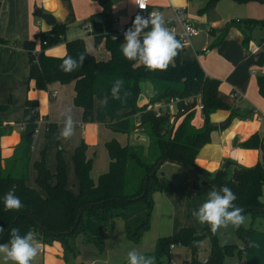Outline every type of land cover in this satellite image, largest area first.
<instances>
[{
    "label": "trees",
    "instance_id": "trees-1",
    "mask_svg": "<svg viewBox=\"0 0 264 264\" xmlns=\"http://www.w3.org/2000/svg\"><path fill=\"white\" fill-rule=\"evenodd\" d=\"M97 1L103 6L104 23L101 27L98 23L94 26L95 44L98 46L105 40L109 58L98 59L88 51L82 38L67 41L68 27L56 23L50 31L40 33L41 46L36 55V42L25 43L30 57L29 82L33 85H29V90L47 91L54 83L73 84L74 104L82 109L84 124L97 121L125 135L142 129L149 136L150 145L146 151L142 145H122L117 139L107 142L110 166L96 182L91 176L93 158L87 155L89 145L82 141L74 154L75 171L80 182L79 194L68 187L67 164L60 148L55 174L44 158L35 163L37 181L47 189V195L42 196L28 185L35 134L42 119L38 110L39 101L28 97L20 121L24 130L13 155L4 159L0 145V227L5 229L0 234V244L10 240L9 232L13 228L19 229L21 235L31 230L43 244L60 242L64 259L70 261L80 254L76 245L78 236H82L83 245L94 244L104 249L106 232L115 227V220L119 218L125 222L127 238L135 244L141 243L150 229L155 206L153 196L163 191L161 168L155 172L162 160L191 171L195 191H199L202 183L216 188L229 187L237 197L234 204L244 209L243 214L250 212L253 220H264V210H259L264 209V137L255 134L244 142H235V146L262 151V159L254 167H242L232 160H226L223 168L215 173L200 167L196 162L197 156L211 142L212 132L216 129L211 115L224 109L231 110V118L242 116L221 98V81L209 77L198 59H187L184 56L185 45L177 37L184 46L166 71H149L135 61H128L122 54L121 45L124 43V32L132 26L135 17L122 31H117L112 25V0ZM217 1L210 0V4ZM1 5L2 0L0 11ZM205 10L199 13L202 15ZM139 15L147 16L148 12L141 11ZM232 23H236L242 32V45L246 49L253 40L255 29H264V20L247 19ZM115 32L121 34L118 40L112 38ZM210 33L213 41L207 50L215 49L225 41L228 28L212 29ZM63 41H66L67 55L78 58L80 53L86 54L82 68L70 73L62 72L59 68L61 57L46 54L47 49ZM256 64H264V52L260 53ZM116 79L124 82L120 100L113 99L111 94ZM148 82L152 84L154 94L148 103L140 104L142 84ZM259 85L264 95V76L259 78ZM97 100L103 103L96 112ZM172 105L176 109L173 112ZM200 105H203L204 123L196 127L194 120ZM3 109H9V105L0 106V110ZM8 128L0 122V139L11 133ZM57 131L56 123H47L48 147ZM31 132L33 136H30ZM52 179H56L55 185L51 184ZM10 189L15 190L24 205L19 211L4 208L3 197ZM236 232L242 247L221 244L218 232L213 234L208 225L203 230L182 227L172 235L160 237L154 252L145 255L154 256L156 264H170L172 249L183 246L190 251V257L182 264H225V260L236 253L239 264H264V232L243 225ZM207 239L210 243L208 257L206 261H201V245Z\"/></svg>",
    "mask_w": 264,
    "mask_h": 264
},
{
    "label": "crops",
    "instance_id": "crops-1",
    "mask_svg": "<svg viewBox=\"0 0 264 264\" xmlns=\"http://www.w3.org/2000/svg\"><path fill=\"white\" fill-rule=\"evenodd\" d=\"M191 1L192 0H150L149 8L161 12L166 22L165 26L168 28L170 26H176L181 30L177 21L178 10H181L186 19L200 28L201 24L209 25L208 29L201 28V31L204 30L207 32V38L198 42L197 40L201 33L197 37L192 38L190 42L185 45L186 51L184 56L187 59H198L209 77L221 81V98L242 115L240 117L231 118V110L224 109H220L211 115V121L216 129L212 132L211 142L206 144L200 150L196 162L200 167L206 169L210 173H215L221 170L226 160H232L242 167H254L261 161L263 155L262 151L259 149L241 148L235 146V142H244L255 134L264 137V117H258L261 112H264V95L262 94L259 85V78L264 76V64H256L260 53L264 52V41H262L264 37V29H255L253 40L251 41L249 48L246 49L242 45L243 34L235 25L236 23H232L233 21H231L226 26H222L225 20L229 21V17H221L217 15V19L213 20L211 17L201 16L200 21H194L193 19L188 18V10ZM36 9L42 10L43 13L53 15L56 23L68 27L66 35L67 41L76 38H82L85 42L92 41L94 49L92 50L86 44L88 51L98 59L106 60L109 58L110 53L106 49L105 40L97 46L95 44L94 34V26L98 23L101 27L104 23L103 6L97 0H2L0 11V95L3 93L5 102L7 97L11 96L8 104L10 105L11 102L14 104L15 96L14 90L12 89L17 88L18 86L19 103L17 104L15 102V105L17 104L19 109L23 104L22 99L25 100L24 103H26L28 97L39 101L38 110L42 116L39 126L41 122H53L58 126V131L54 135L50 146H53L52 144L56 141L55 137L59 136L60 130L63 127L64 114L70 109L75 123V135L72 137V141L68 145L59 139V146L62 150L65 148L69 154H71L74 149V144H78L79 146L82 141L88 144L89 149L87 155L88 158H93L94 162L91 176L97 182L99 178L95 179V177L98 173L94 172L95 159L97 158V151H95L96 145L103 142L104 148L106 149L107 142L112 139H117L122 145H144L146 147L149 145L150 139L148 135L143 133L142 129H138L131 135H125L113 132L105 124L97 121L90 124H84L82 121L83 111L74 104L75 90L73 84L62 85L54 83L50 85L47 91L29 90V85H32L29 82L30 57L28 50L25 48V43L26 41H34L36 42V49H39L41 46L39 38L40 33L50 31L54 26L49 24L46 19L35 16ZM165 11L170 14H166ZM140 12L141 11L137 9L136 4L133 3V0H117V2H113V28L117 31H122L125 26L132 21L133 17ZM224 28H228V35L225 41L219 47L207 50L213 41V37L212 41L210 40V30ZM198 45L201 47H198ZM199 48H204L205 50L200 51ZM66 53V41L54 45L46 51V54L55 57H63ZM9 81L13 84L10 88ZM234 92L238 94V98L236 99L231 97ZM54 93H56L55 97L53 96ZM0 102H2V99H0ZM102 103L103 102L101 101L100 104L102 105ZM174 106L175 105L171 106L172 112ZM95 109L98 110L99 108L97 109L95 105ZM23 116L21 120L23 119ZM21 120L17 121L19 124L16 128L13 122L10 121L4 123L0 119L3 126H7L9 127L8 129H11L9 135L0 139L4 159L13 155L15 147L21 141L23 131L21 130V127L23 126L20 123ZM203 123V115L199 109L194 120V125L196 127H201ZM105 151H107V149ZM106 155V158L103 156L100 166L102 172H107L110 166L108 152H106ZM63 158H65L67 173L70 176L75 173L74 159L72 160L70 157L69 159H66V157ZM37 161L40 160L37 159ZM37 161H35V163ZM33 164L34 159L32 155L29 166V176ZM47 165L53 174L57 172L54 163H47ZM160 170L162 171L160 180L163 185V191L156 192L153 196L155 206L151 217L152 226L146 233H150L153 228V223L154 226H157L156 223H158L159 219L157 215L159 208L164 204L163 201H165V197L167 201H169V198H175L176 201L180 202L181 194L186 192L192 194L194 191V177L185 167L167 161L161 166ZM165 170H171L175 175L166 178ZM55 181L56 179H52L51 184H55ZM75 193L78 194L76 191ZM41 195L45 196L43 194ZM194 225L197 226L196 224ZM186 226L187 225H180L179 228L181 229ZM191 227L194 226L192 225ZM114 229H116V224L112 230L106 232L105 240L107 241V252L102 255L98 254V264H126L127 253L132 248H135L144 255L151 254L155 250L158 239L164 237L163 235L158 234L151 237L146 236L141 243L140 248H137V246H133L136 245L135 243L129 244L127 242V240H130L127 238L126 229L125 233L122 234L124 229L123 224H120L119 228L121 229V233ZM173 229H175V227H173ZM167 232H169L168 234L170 235L174 234L170 231ZM168 234L165 236H169ZM35 239L37 243L41 244L43 247L40 251L44 254L42 264L65 263L54 258L55 254H51L52 251L50 250L54 249L53 247H55L57 242L53 245H47L43 244L39 239ZM114 244V250L117 248L119 254L114 257V260H112L111 246ZM118 245L120 248L117 247ZM46 250L48 253L45 252ZM60 250L61 251L57 252L56 255L64 259L62 244ZM207 257L208 255L203 261H206ZM63 261L66 260L64 259ZM91 264H95V262Z\"/></svg>",
    "mask_w": 264,
    "mask_h": 264
},
{
    "label": "rangeland",
    "instance_id": "rangeland-1",
    "mask_svg": "<svg viewBox=\"0 0 264 264\" xmlns=\"http://www.w3.org/2000/svg\"><path fill=\"white\" fill-rule=\"evenodd\" d=\"M204 8H206V10L204 11V14L201 15L199 12ZM165 13L170 14V13H167V11H165ZM217 15H219L221 17H224V16L229 17V21L225 20L223 22L222 26H226L231 21L247 20V19L264 20V2L250 1L248 3H238L234 0H219L215 3L210 4V0H192L190 3V8L188 10V18L193 19L194 21H197V20L200 21L201 16L211 17V19L215 20L218 17ZM209 35L211 37L210 40L212 41V35L211 34H209ZM207 36H208L207 32L202 30L201 35L197 41L200 42L201 40L206 39ZM86 44L92 50L94 49V45L92 44V41H87ZM198 47H201V46L198 45ZM199 49H200V51L205 50L204 48H199ZM12 85L13 84L9 81V88ZM142 87H143V93H142L141 98H140V104H146L149 102V99L153 96L154 90H153L152 84L149 82L143 83ZM0 88H1V85H0ZM12 90H14L15 102L18 104L19 103V94H18L19 87L17 86V88H14ZM27 90H28V88H27ZM0 99H2V102H0L2 104H0V105L1 106H7V105H9L8 102L11 99V96H8L7 100L5 102L4 101V95L2 93L0 95ZM22 101H23V104H22L20 109L17 106V104L15 105V102H14V104H13V102H11V104L9 105V109L0 110V119L4 123H8L10 121L13 122L14 126L17 128V126L19 124L17 121L21 120V118L23 116V110L25 109V103H24L25 100L22 99ZM100 102H101L100 100L96 101L97 109L101 107ZM98 110H96V112ZM175 110L176 109L174 106L173 111H175ZM88 124H90V123H88ZM46 130H47V123L41 122L39 128L37 129V133L35 134L33 153H32L33 159H34V164L32 167V171L30 172L29 181H28V185L30 187L38 189V191L45 196L47 195V189L37 181V170L34 166L35 161H37V159L42 160L44 158L48 164L54 163L55 167L57 168L58 167L57 155L60 152L59 150L61 148L59 146V143H58V140H59L58 136L55 137L56 141H54V143L52 144L53 146L48 147V145L50 143V139L47 136ZM60 140L64 141L62 139H60ZM71 141H72V138L70 140L64 141V142L68 145V144H70ZM149 145H150V143H149ZM149 145H147L146 147L143 145L144 149H146V151H147V148ZM77 146H78V144L77 145L74 144V149L71 152V154H69V152L64 148V150L62 152L63 157H66V159H69V157H70L73 160L74 159L73 154H75L74 151H76ZM105 150L106 149L104 148L103 142L96 145L95 151H97L96 152L97 158L95 159L94 172L98 173V174L95 177V179H98L102 174L106 173V172H102L101 167H100L101 163H102L103 156L105 158L107 156L106 155L107 151H105ZM161 175H162V171H160V176ZM173 175H175V174L173 171L171 172V170L165 172L166 178H170ZM68 183H69L70 189L73 192L76 191L78 194L80 193V182H79L76 171L72 175H70V176L68 175ZM55 184H56V181H55ZM55 184H53V185H55ZM211 188L212 187L209 184L202 183L200 185L199 191L196 192L194 190L192 192V194H188L187 192L184 194H181V197H180L181 201L180 202L176 201L175 198H173V199L169 198V201H167V199L165 197V201H163L164 204L162 207L159 208V212L157 215V217L159 218L158 223H156L157 226L156 225L154 226V223H153L152 230L150 231V233L148 232L144 235L143 240L146 236L151 237L155 234L165 236L169 233L167 231H170L171 233H176L179 231L180 225H183V226H185V225L192 226L193 225L198 230H203L206 227V224L199 223V221L195 217H193L192 212L194 210H196L206 200V195ZM194 194H196V195H194ZM244 215L246 217V222L243 225L245 228L253 227L254 229H256L258 231L264 232V220H262L260 218L253 220V215L250 212L245 213ZM155 220H156V217H155ZM115 224H116V229H114V230H118L117 232H120V233H121V229H119L120 224H123L124 229H123L122 234H124L125 233V222H124V220L123 219H116ZM194 224H196L197 226H195ZM151 226L152 225H150V228H151ZM173 227H175V229H173ZM109 230H112V229H109ZM163 233H165V234H163ZM148 234H150V235H148ZM168 235H170V234H168ZM218 237H219L220 243L223 245L234 244V245H237L238 247H242V241L238 237L236 229L231 227V226H229L226 229L218 230ZM143 240L141 241V243L143 242ZM225 241H227V243H225ZM127 242L129 244L133 243V242H130L128 240H127ZM106 243H107V241L105 240L104 241V245H105L104 249H100L99 247L95 246L94 244L83 245L82 236L80 235L76 239V245L80 250V254L77 256V258H73L67 262L63 261L64 259L62 257H59L56 255L57 252L61 251L60 250L61 243L57 242L55 244V247H53L54 249H52L50 251H52L51 252L52 255L55 254L54 258H57L59 261L65 262L63 264H91L93 262H95V264H98V261H99L98 260V254L102 255L105 252H107L106 251L107 250ZM141 243L133 245V246H137V248H140ZM115 244L111 246L112 260H114V257L118 256V254H119V251L117 248L114 250ZM117 247L120 248L119 245ZM209 249H210V243H209V240L207 239L201 245V251L199 254V258L201 261H203L204 258L208 255ZM40 251L41 250H39L38 256L33 261V264H42L44 254H43V252H40ZM45 252L48 253L47 250ZM189 257H190V251L188 250V248L183 247V246H176L172 249L170 264H182L183 261ZM239 260L240 259L236 253L234 256L227 258L225 260V264H239V262H240ZM0 264H3L2 258H0ZM126 264H127V262H126Z\"/></svg>",
    "mask_w": 264,
    "mask_h": 264
},
{
    "label": "clouds",
    "instance_id": "clouds-1",
    "mask_svg": "<svg viewBox=\"0 0 264 264\" xmlns=\"http://www.w3.org/2000/svg\"><path fill=\"white\" fill-rule=\"evenodd\" d=\"M133 3L142 10L146 6L145 0H133ZM165 24L163 15L158 12H152L147 16L137 14L132 21V26L124 32V43L121 45L124 58L143 65L149 71H166L184 45ZM149 28V31H145ZM86 57L85 53H80L78 58L65 54L61 57L62 63L59 68L65 73L73 72L82 68ZM123 84L121 79L113 82L111 89L113 99H121L120 92ZM74 135L75 123L69 109L64 114L63 127L58 139L68 141ZM236 199V195L229 187H212L206 195V200L192 212V215L199 223L208 225L213 234L229 226L239 229L245 224L246 217L243 214L244 209L234 204ZM3 200L6 210L19 211L24 207L14 189L5 193ZM4 231L5 229L0 227V234ZM9 235L10 240L0 244V258L3 264H33L39 254L35 234L29 230L21 235L19 229L13 228ZM126 259L127 264H156L154 256H146L135 248L128 251Z\"/></svg>",
    "mask_w": 264,
    "mask_h": 264
},
{
    "label": "built area",
    "instance_id": "built-area-1",
    "mask_svg": "<svg viewBox=\"0 0 264 264\" xmlns=\"http://www.w3.org/2000/svg\"><path fill=\"white\" fill-rule=\"evenodd\" d=\"M145 8L142 10L139 8L138 5L137 6V9L139 11H147L148 12V15L152 12H158L161 14V12L157 11V10H151L149 8V5H150V0H145ZM178 13V24H179V27L181 28V30H179L176 26H170L169 29L175 34V36L177 38H179L182 43L184 45L188 44L190 42V40L194 37H197L200 33H201V28L199 26H196L195 24H193L191 21H189L188 19H186L184 16H183V12L181 10H178L177 11ZM90 27V26H88ZM52 37L54 36L53 34L51 35ZM121 34L118 33V32H115L112 34V38L114 40H118L120 38ZM44 44H47V42H44ZM38 52V49H36L34 51V54L36 55ZM53 96L55 97L56 96V93L53 94ZM232 98H238V94L236 92L232 93L231 95ZM199 109L202 110L203 109V105H200L199 106ZM259 118H262L264 117V112H261L259 115H258ZM21 130H24V126L21 127ZM39 245V250H42L43 247L41 244H38Z\"/></svg>",
    "mask_w": 264,
    "mask_h": 264
},
{
    "label": "water",
    "instance_id": "water-1",
    "mask_svg": "<svg viewBox=\"0 0 264 264\" xmlns=\"http://www.w3.org/2000/svg\"><path fill=\"white\" fill-rule=\"evenodd\" d=\"M113 2H117V0H113ZM35 16H37V17H41V18H44V19H46L47 21H48V23L49 24H51V25H55L56 24V20H55V18L53 17V15H51V14H47V13H43L42 12V10H40V9H36V11H35ZM201 28L202 29H208L209 28V25L208 24H201ZM33 132H31L30 133V136H33ZM164 162H165V160H162L159 164H158V166L156 167V169H155V172H157L160 168H161V166L164 164ZM210 182V181H209ZM147 184V181H146V183H145V185ZM254 209H251L250 211H253ZM260 211H263L264 209H259Z\"/></svg>",
    "mask_w": 264,
    "mask_h": 264
}]
</instances>
